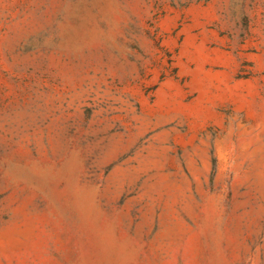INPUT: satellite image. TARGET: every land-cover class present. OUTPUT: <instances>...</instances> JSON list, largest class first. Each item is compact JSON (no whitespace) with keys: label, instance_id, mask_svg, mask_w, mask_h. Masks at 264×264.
Masks as SVG:
<instances>
[{"label":"rangeland","instance_id":"rangeland-1","mask_svg":"<svg viewBox=\"0 0 264 264\" xmlns=\"http://www.w3.org/2000/svg\"><path fill=\"white\" fill-rule=\"evenodd\" d=\"M0 264H264V0H0Z\"/></svg>","mask_w":264,"mask_h":264}]
</instances>
